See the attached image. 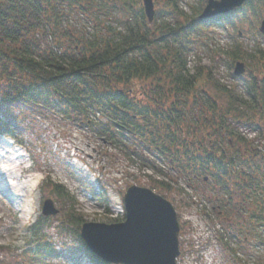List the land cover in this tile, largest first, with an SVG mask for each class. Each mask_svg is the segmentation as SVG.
I'll return each instance as SVG.
<instances>
[{
  "label": "trees",
  "instance_id": "trees-1",
  "mask_svg": "<svg viewBox=\"0 0 264 264\" xmlns=\"http://www.w3.org/2000/svg\"><path fill=\"white\" fill-rule=\"evenodd\" d=\"M180 2L161 0L150 23L142 0H0V127L3 116L18 118L19 106L83 122L117 149L141 159L139 151L153 152L196 194L221 205L224 217H248L250 234L262 238L264 70L245 79L235 76L234 67L239 60L264 63L260 45L250 48L239 40L245 21L253 25L250 15L262 16L264 0H247L232 19L212 24L199 18L206 0L192 13ZM239 13L246 15L241 21ZM76 18L86 23L78 35L71 27ZM217 24L237 33L227 49L212 41L209 27ZM200 49L211 53L210 63L192 65ZM221 61L235 82L217 75ZM243 127L256 137L245 136ZM148 160L144 165L157 169V161ZM161 183L171 190L169 182ZM52 188L76 204L63 184ZM94 195L109 210L105 194ZM74 210L63 224L74 227L70 232L95 264H108L81 239L86 220ZM49 219L41 215L32 226L36 238L44 239Z\"/></svg>",
  "mask_w": 264,
  "mask_h": 264
},
{
  "label": "rangeland",
  "instance_id": "rangeland-1",
  "mask_svg": "<svg viewBox=\"0 0 264 264\" xmlns=\"http://www.w3.org/2000/svg\"><path fill=\"white\" fill-rule=\"evenodd\" d=\"M160 2L161 0H155L156 10L160 8ZM180 6L186 12L192 13L193 9L199 8L200 0H181ZM244 17L240 14L238 21L243 20ZM250 17L254 20L253 25L247 24L250 19L245 21L239 40L250 48L260 45L264 49V35L259 32L264 12L259 19L252 15ZM71 27L76 28L78 35L85 32L86 23L76 18ZM209 31L214 37L212 41L216 46L226 47L225 49H227L226 45L232 44L233 39L237 38V33L232 28L225 30L215 26V28L210 27ZM210 58L211 53L207 49H200L199 56H193L191 64L194 65L201 60L209 64ZM260 63L261 59H257L255 64H246L242 76L249 79L250 71L256 74L264 70L260 69L261 66L264 67V63L261 66ZM218 65L217 75L229 84L235 82L229 75V66L222 61L218 62ZM240 88H244V85ZM138 90L141 89H135L136 95L140 94ZM16 110L19 115L17 119L12 118L7 121L3 116L1 122L3 131L0 132V139L6 143L11 142L12 148L23 152L25 165L31 167L28 174L39 176L33 197L37 208L36 216L25 219L22 217V212L17 211L0 195V264H75L68 256L78 259L85 251L77 237L69 230L74 227L63 224L70 208L73 206L74 212L82 214L85 222L112 223L111 219L124 216V195L132 185L152 188L168 198L175 206L181 224V254L177 260L178 264H262L264 262V236L257 238L250 234L248 217L241 215H235L232 219L224 217L228 213L222 212L221 205L212 203L207 196L196 194L186 179L178 176L175 170L169 169L163 159H155L153 152L139 151L143 156L141 159L108 144L102 136L98 137L83 122L67 120L50 112L38 113L25 106H19ZM262 115L264 116V112ZM5 123L10 124L15 130V135L22 144L18 146L14 140L3 136L4 133L9 134L10 130ZM260 123L264 125V118ZM242 131L248 138L256 137L254 132L244 127ZM262 143L261 141L260 144ZM134 146L139 148L136 144ZM76 155L89 161L92 167V171H89L90 179H86L73 166V162H77L88 168V164L82 163ZM148 158V161L151 160L153 163L154 160L157 161V169L144 165ZM161 181L169 182L172 186L171 190H167L168 188L164 187ZM55 183L63 184L76 200V204L54 192L52 187ZM156 186L157 188H153ZM95 193L105 194L109 210L95 197ZM6 197L14 198L10 193L6 194ZM48 198L54 200L56 207L60 208V213L48 217L50 218L48 226L44 227L45 239L53 245L55 251L48 254L45 263H41L33 261V254L25 251L28 248L29 236L32 234V237H36L31 232V226L37 223L42 215L43 203ZM114 198H121L122 206L117 205V208L113 209ZM238 228H244V233L237 234ZM230 231L236 233V237L231 239Z\"/></svg>",
  "mask_w": 264,
  "mask_h": 264
},
{
  "label": "water",
  "instance_id": "water-1",
  "mask_svg": "<svg viewBox=\"0 0 264 264\" xmlns=\"http://www.w3.org/2000/svg\"><path fill=\"white\" fill-rule=\"evenodd\" d=\"M146 14L152 22L155 16L153 0H143ZM246 0H208L201 18L228 13L241 7ZM264 32V21L261 27ZM245 71L238 62L235 74ZM126 209L122 222L87 221L80 231L81 238L92 252L112 264H177L181 253V226L171 201L155 190L132 185L124 196ZM59 209L52 199L43 205L45 216L56 215Z\"/></svg>",
  "mask_w": 264,
  "mask_h": 264
},
{
  "label": "bare ground",
  "instance_id": "bare-ground-1",
  "mask_svg": "<svg viewBox=\"0 0 264 264\" xmlns=\"http://www.w3.org/2000/svg\"><path fill=\"white\" fill-rule=\"evenodd\" d=\"M15 143L17 144V142ZM59 146L60 143L58 144ZM80 148L86 152L85 149ZM76 156L84 163H87L88 168L81 166L77 162H73V166L86 179H90L89 171H92V167L89 161L80 155ZM25 161L23 152L12 148L11 142L6 143L0 139V195L9 201L17 211L22 212V217L27 219L30 216H36L37 206L33 197L39 176L28 174L31 171V167L25 165ZM9 193L14 197L13 199L6 197V194ZM113 202L115 203L113 209H116L117 205L122 206L121 198H114Z\"/></svg>",
  "mask_w": 264,
  "mask_h": 264
}]
</instances>
